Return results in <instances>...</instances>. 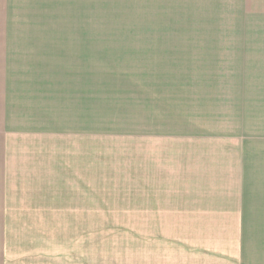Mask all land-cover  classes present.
I'll use <instances>...</instances> for the list:
<instances>
[{
	"label": "rangeland",
	"instance_id": "rangeland-1",
	"mask_svg": "<svg viewBox=\"0 0 264 264\" xmlns=\"http://www.w3.org/2000/svg\"><path fill=\"white\" fill-rule=\"evenodd\" d=\"M240 4L0 0V75L6 69L10 100L20 103L19 115L39 122H30L29 129L50 126L49 120L58 118V127L90 133L83 137L87 159L78 153L80 142H72L59 143L51 162L41 160L38 166L58 172L47 181L55 185L5 188L0 211L18 217L0 219V257L2 250L12 257L33 255V249H23L27 241L32 244L39 232L48 233L36 222L49 220L20 214L77 210L89 217L57 219L58 238L68 234L75 240L76 258L83 254L89 264H143L144 252L134 235L142 231L138 235L144 236L145 220L115 217L130 210L129 188L117 186L122 180L105 166L120 170L128 161L123 150L130 132L169 126L248 136L259 130L264 88L258 76V16H250ZM237 44L247 60L236 56ZM41 76L39 85L34 80ZM10 158L21 159L24 166L33 159L17 150ZM68 166H89L84 187ZM48 192H57L58 202H43ZM64 247L69 248L59 243L58 251Z\"/></svg>",
	"mask_w": 264,
	"mask_h": 264
},
{
	"label": "crops",
	"instance_id": "crops-1",
	"mask_svg": "<svg viewBox=\"0 0 264 264\" xmlns=\"http://www.w3.org/2000/svg\"><path fill=\"white\" fill-rule=\"evenodd\" d=\"M241 2L240 7L251 11L250 16H258V76L260 89H263L264 0ZM235 39L238 44L244 40H239L238 36ZM238 44L234 47L236 56L243 58ZM5 72L0 75V203L6 202L5 188L11 186L43 189L55 185L47 181L54 180L58 172L53 171L52 166H38L42 165L41 160L46 158L51 162L59 143L72 142H80L76 148L82 151L78 153L87 159L83 137L88 139L90 135L88 130L70 132L71 129L58 127L55 125L58 118L49 120L50 126L31 125L29 129L30 122H39L34 117L19 115L20 103L10 100L12 87ZM35 79L39 85L43 83L42 76ZM80 122L83 126L84 118H80ZM258 124L256 129L259 130L248 136L168 126L166 130L130 132L124 139L126 152H123L128 153V161L121 163L120 170L117 166H105V169L116 171L113 177L122 180L117 186L129 188L130 210L120 211L124 214L115 217L145 220V238L139 236L142 231L134 235L135 241L140 243V252H144L143 264H264L263 117ZM24 139L30 142L24 143ZM15 150L33 159L25 162L26 166L21 159L11 162L10 156ZM65 161L71 163L68 159ZM68 168L75 172V178L84 187V171L87 178L89 166ZM14 176L20 178L13 179ZM13 180L17 183H12ZM38 201L40 198L33 200ZM46 201L58 202L57 192L49 193L48 200L43 199ZM76 213L77 210L55 209L20 214L49 220L36 222L45 225L43 228L48 233L39 232L32 244L27 241L23 249H33V255L12 257L9 250H2L0 264H89L83 254L78 258L74 256L72 243L75 240L72 241L70 235L58 238L59 219L89 217V214ZM7 217L18 216L0 211V219ZM79 229L82 233V227ZM59 243L69 248L58 251ZM39 244L42 245L34 247ZM134 250L132 242L131 251Z\"/></svg>",
	"mask_w": 264,
	"mask_h": 264
}]
</instances>
